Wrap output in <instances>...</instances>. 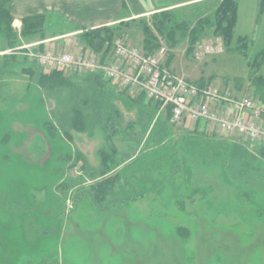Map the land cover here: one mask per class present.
<instances>
[{
    "label": "rangeland",
    "instance_id": "1",
    "mask_svg": "<svg viewBox=\"0 0 264 264\" xmlns=\"http://www.w3.org/2000/svg\"><path fill=\"white\" fill-rule=\"evenodd\" d=\"M104 1L109 6L115 4L113 0ZM236 1V20L228 48L222 41L220 53L197 60L187 53L189 40L181 38L173 47H168V53L161 60L164 67L176 78L194 84L210 82L219 91L230 87L237 97L256 94L255 87L260 84L249 78V63L264 47V6L258 17V0ZM41 2L44 6L52 2L61 12L43 11L46 14L45 33L74 29V35L59 40L61 47L73 45L74 51L78 52L85 46L78 37L82 30L91 28L80 23L95 12L93 6L97 0ZM125 4L128 9H124ZM118 6L123 7L124 14L129 9L142 8L144 2L119 0ZM11 7L16 15H23V11ZM198 9L185 8L179 14L193 25L197 18L191 12ZM69 14L74 15V19L69 20L66 16ZM150 15L142 18H150ZM138 22L136 19L128 25H120L115 33L126 35L129 43L142 49L143 33ZM208 38H213L209 32L200 40ZM241 38L247 40L245 53L235 50ZM5 43L0 38V264H13L7 254L11 256L10 248L15 247L21 249L14 252L15 258L18 256L16 263H37L33 259L41 254L29 250L31 246L47 247L43 254L49 251L52 254L53 248L62 246L65 255H69L68 248L80 237L83 241L101 244L99 264H127L126 260L119 262V253L111 261L106 260L107 243H131L136 244L135 248H144L147 254L144 264H264V187L257 184L250 194L246 193L247 189L238 190L230 183L229 175L226 178L215 172L219 168L215 164L205 166L206 174L195 167L193 171L196 172L187 175L185 179L194 182L197 188L190 197H186L190 194L188 190L185 195L180 193L185 191L182 181L171 180L176 187L173 194H162L160 188L157 196L150 192L146 197H136L137 201L125 204L126 207L110 206L105 216L103 213L96 215V210L85 199L76 209L64 214L77 186L95 191L91 184L104 182L105 178L108 181L111 177L100 175L101 171L108 170V167L103 169L105 165L111 168L127 164L138 155L139 146L135 140H141V134L145 136L144 131L151 127H145L142 121L149 119L150 109L157 104L140 90L120 86L104 75L103 80L109 83L106 88L88 83L82 78L84 75L49 73L40 68L39 74H48V79L37 77L33 80L30 75L12 71L11 66L14 61L21 62L31 50L50 48H15L17 53L12 55L13 60V48L4 50ZM258 73L264 78V63ZM52 79L57 80L56 84L60 83L58 79L65 82L55 86ZM51 85L54 88H50ZM258 93L264 97V87ZM139 97H142L143 105L137 104ZM156 109L154 119L165 121V111L160 106ZM171 130L177 135L185 128ZM206 130L208 133V128ZM228 138L238 142L236 133ZM240 144L255 153L258 161L244 176L243 173L236 175L237 168L232 167V159L241 155L237 153L240 152L238 147L231 146L228 155L230 176L235 174L248 180L254 176L264 177V157L259 154L264 153V147L258 145L251 149ZM127 194L123 192L118 198L128 197ZM112 196L116 197L107 192L101 197ZM82 198H87L85 193ZM179 201L184 202V208L180 207ZM48 210L49 214L46 213ZM184 226L188 228L187 232ZM176 227L183 228L188 238H179ZM196 228H205L207 232L196 233ZM210 228H216L217 232ZM234 231L237 234H233ZM197 248L202 251L195 250ZM84 251L80 252L84 254ZM15 258L12 256V260ZM78 262L88 264L89 258L85 260L83 256ZM63 264H68L65 259Z\"/></svg>",
    "mask_w": 264,
    "mask_h": 264
},
{
    "label": "trees",
    "instance_id": "2",
    "mask_svg": "<svg viewBox=\"0 0 264 264\" xmlns=\"http://www.w3.org/2000/svg\"><path fill=\"white\" fill-rule=\"evenodd\" d=\"M7 1L8 0H0V38L6 42L4 50L14 49L20 46L22 39H45L44 14L39 13L21 18L16 17L7 8ZM263 6L264 0H258V17ZM236 11V0H220L212 16L201 17L196 20L193 25H190L186 20L182 19L173 9H163L154 12L150 15V18H138V26L143 33V51L145 53H153L160 45V42L165 43L168 47H173L179 39L187 38L189 40L187 53H191L194 43L207 32L212 34L213 37L220 38L228 48L235 25ZM129 21L130 20L92 28L90 30H82L78 38L85 43L83 48H88L96 55L102 57L109 52L114 40L120 36V33H115L119 30V26L123 24L128 25ZM16 23H20L19 28L16 27ZM246 43V38L239 39L235 50L240 53H245L247 50ZM13 51L14 52L11 54L12 59V55L17 53L16 50ZM14 63L15 64L11 66L12 71L23 72L28 76L30 75L33 80L37 77L41 80H47L49 77L47 76L48 74L40 75L35 62L30 60L27 56H24L21 62L14 61ZM263 63L264 47L249 63V78L253 83L260 84V86L257 87L256 85L255 87L256 94H251L250 96L256 97L264 103V97L258 93V91L261 92V87H264V78L258 73ZM54 72L58 73V71H50L49 73ZM82 78L88 81V83L99 85L102 88H106V86L109 85L108 82L103 80L102 72L88 71ZM52 81H54L53 85L55 86L65 82V80L62 79H58V82L61 84H56L55 82H57V80L52 79ZM197 84L201 87L205 85L203 82ZM49 87L54 88L52 85ZM136 101L137 104L143 105L142 97H139ZM159 106V104L153 106V108L150 109L152 113L147 116L149 119L142 121L145 127L149 125L151 127H149L147 131H144L146 134L145 136L141 134L140 138L142 141L139 138L137 141L135 140L136 144L139 146L138 155L133 160L127 162V164H117L111 168L105 165L103 169L108 167V170L106 171L105 169V171H101L102 173L100 175L102 177H111L107 178L109 182L106 181L105 178L104 182L91 184L90 187H93L95 191L77 186V189L72 193V197L69 198L72 207L71 211L76 209L78 203L84 199L88 201L96 211L104 214L106 209L110 206L113 207L117 205L119 207H124L127 203L132 204V202L137 201L136 197H146L150 192L157 196V194L160 193V188L163 189L161 192L162 194L171 195L176 189V187L173 186L174 184L170 183L171 180H173V182L174 180L182 181V186L185 187V191L181 190L180 193L185 195V192L188 190L190 194L186 197H190L192 193L197 191V188L194 182H189V180L185 178L187 175L196 172L193 171L195 167L200 169L198 170L200 173L203 172L206 174L207 170L205 166H211V164L219 166L215 172L222 174V176L226 178V175H229L228 178L231 180L230 183L237 186L238 190L244 191V189H247L245 190L246 193L250 194L251 191L256 190V186L259 185L261 188L264 187V177L261 175L259 177L254 176L251 180L240 179L236 176H239V173H243L244 176V173L254 168L253 164L258 161L255 153L250 152L240 143L223 136L199 132L175 135L173 133L174 130H171L174 127L172 128V126H169L167 121L161 122L160 120L157 121V118L154 119L157 112L156 108H159ZM226 142L229 143V145H226ZM231 146L239 148L238 150L240 152L237 153L240 154L241 157L232 159L234 163L232 167L237 168V171L236 175L230 176L228 155L229 152H231ZM262 150L264 151V149ZM259 154L264 157L262 151L259 152ZM188 162L192 163V165L188 164ZM204 187L206 186L204 185ZM204 187H202V189H204ZM247 187H249V192H247ZM177 189L179 191L180 188ZM107 192L116 197L102 198L101 196L103 193ZM123 192H128V197L118 198ZM84 193L87 198H82V194ZM183 197L184 196H182V198ZM179 203L180 207L184 208V202L179 201ZM176 229L179 232V235L177 234L179 238L184 236L187 237L188 233L186 234L183 228L176 227ZM185 229L187 232L188 228L186 227ZM181 230L182 232H180ZM215 230L217 231L216 228ZM200 251H202L201 248ZM194 264H199V262Z\"/></svg>",
    "mask_w": 264,
    "mask_h": 264
},
{
    "label": "built area",
    "instance_id": "3",
    "mask_svg": "<svg viewBox=\"0 0 264 264\" xmlns=\"http://www.w3.org/2000/svg\"><path fill=\"white\" fill-rule=\"evenodd\" d=\"M115 57L103 60L82 54L31 51L27 55L46 69L64 74L82 75L86 71H100L112 82L125 88L138 89L152 102L166 109L169 124L183 119L206 121L214 128L229 134L236 132L252 146H264V103L253 96H235L231 89L219 91L210 85L200 88L160 68V60L167 52L161 44L153 53L145 54L124 37L115 41ZM223 50L219 38L197 40L192 54L197 60ZM122 58L124 65H118Z\"/></svg>",
    "mask_w": 264,
    "mask_h": 264
},
{
    "label": "crops",
    "instance_id": "4",
    "mask_svg": "<svg viewBox=\"0 0 264 264\" xmlns=\"http://www.w3.org/2000/svg\"><path fill=\"white\" fill-rule=\"evenodd\" d=\"M49 1H53V0H49ZM113 1H115V4L112 5L110 3L111 6H109V3L104 4L105 3L104 0H97L96 5L93 6L95 12L93 14L91 13L90 15H88V17L85 18V20L80 24L81 25L83 24V26L86 28L92 29V28H97V27H101V26L112 25L115 23H119L121 21L125 22L128 20H130V21L136 20L140 17H147L150 14L157 12V11H160V10H163V9H173L180 16L179 11H181L185 8L186 9H193L194 7H199V9L197 11L191 12L192 14H194V16H196V18L198 20L201 17L210 16L211 14L213 15L215 9L217 8V6L220 2V0H142V2H144V6L142 8H139L137 10L129 9L128 13L123 14V10H122L123 7L118 6L119 0H113ZM53 4L54 3H52V2L51 3L48 2V6H44V5H42L41 0H18V2H16V0H8L7 1V8L10 10V12L14 16L21 18L24 16L36 15L39 13L44 14L43 13L44 10L60 12L59 11L60 7L54 6L55 4L54 5ZM203 4H206V5H203ZM11 6H14L15 10H17V11H23V13H22L23 15H16L13 12V7H11ZM125 7L126 8H124V9H128L126 4H125ZM45 8H47V9H45ZM64 11H66V10H64ZM60 14H61V12H60ZM44 16H45V21H46V14H44ZM66 16L69 17L68 18L69 20L71 18L74 19V17H73L74 15H72V14H69ZM19 24L20 23H16L17 28L20 27ZM48 25L50 26V21H48ZM75 33H76V31L74 29H72V30L69 29L67 31L65 30V32H59V33H55V32H52L50 34L45 33V39L40 40L39 38H34V39H28V41L22 39L21 45L16 47V48L22 49V48H25L28 46H39V47L45 46V48H50L54 52H70V53H75V54H82L86 57L97 59V56L89 49H84L82 47L79 49L78 52H76L73 49V45H65L64 47H61L59 40L64 39L66 36L74 35ZM105 58H112L115 60L118 59L115 57V46H113L110 49V51L107 53ZM167 62H168V60L165 62L166 66H167ZM117 64L118 65H124V60L122 58H120L118 60ZM161 68L168 70L166 67H164V65L162 63H161ZM45 71H48V70H45ZM201 82H203V81H201ZM209 83H204V84L206 86ZM213 126H214L213 124H209L206 121H195V120H191V119H183L181 123H179L178 125L175 126V130L176 129L181 130V128L182 129L185 128V130H181L182 132H179L177 134V135H181V134H185V133L188 134V133H192V132L206 133V131H207L206 129L208 128L209 132L207 134H210L212 132V129L214 128ZM217 129H218V132L222 133V131L219 128H217ZM236 139L238 140V136ZM46 213L49 214L50 211L48 210ZM90 213H92V212L90 211ZM95 213H96V215H99V216L102 215V212L98 213L97 211H95ZM183 228H186V227L184 226ZM201 229L202 228H196V230H197L196 233H199V232L201 233V231L207 232V229H205V228L202 230ZM209 230H211L213 232H217L215 230V228H212V229L210 228ZM43 233H45V232H43ZM196 233L194 232L193 234H196ZM233 234H237V233L234 231ZM96 236L98 237V234ZM62 239L63 238L61 237V240ZM83 239H84L83 237H80V239H75V241L72 242L73 246L68 248V252H70L69 255H65L66 250L64 253L62 246H57L56 248H53L52 254H51V251H49L47 254H43L42 251H47V249H46L47 247H45V246H37V247L31 246V247H29V250L38 251V254H41V255H39L33 259L37 263H34L33 261H31L27 264H63L64 259H65L66 263H68V264L69 263L70 264H79L78 261L81 260L83 258V256H84L85 260L87 258H89L88 264H99L100 257L102 256V253L100 250L101 244L98 242H95V241H83ZM134 245L136 246V244H134ZM65 246H66V244H65ZM135 246H133L131 243H126V244H122V245H120L118 243H110V244L107 243V245L105 247H108V250L106 251L107 254H105V257L108 259H106V260L111 261L110 259L115 258V255L117 253H119L120 254V261L119 262L126 260L127 264H144V259L147 255L146 251L144 250V248L141 250V248H139V247L135 248ZM141 246L146 247L145 244H141ZM117 248H119L120 250L118 251ZM84 249H85V251L83 254L80 251H83ZM199 249L200 248H197L195 250L198 251ZM19 250H21L20 247L19 248L15 247L12 249L10 248L11 256H10V254H7V257H9V259L11 258V262L13 264L16 263V261L18 260V256H16V258H15L14 252L19 251ZM174 250H175V248H174ZM27 251H28V249H27ZM35 253H37V252H35ZM12 256L15 258L14 260H12ZM47 258H49L50 260H47ZM212 258H213V256L210 257L209 260H207L206 262L210 261ZM121 259H123V260H121ZM16 264H23V262L21 263V261H19ZM183 264H187V263L184 262Z\"/></svg>",
    "mask_w": 264,
    "mask_h": 264
},
{
    "label": "flooded vegetation",
    "instance_id": "5",
    "mask_svg": "<svg viewBox=\"0 0 264 264\" xmlns=\"http://www.w3.org/2000/svg\"><path fill=\"white\" fill-rule=\"evenodd\" d=\"M71 203H70V200H68V203H67V209H64L63 210V213L65 214H67V213H69L70 211H71Z\"/></svg>",
    "mask_w": 264,
    "mask_h": 264
}]
</instances>
